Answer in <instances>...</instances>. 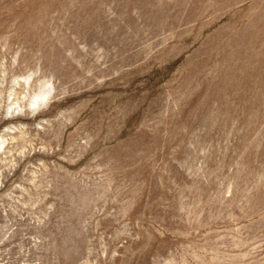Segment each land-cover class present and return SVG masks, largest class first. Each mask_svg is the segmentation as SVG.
Returning a JSON list of instances; mask_svg holds the SVG:
<instances>
[{
    "label": "rangeland",
    "instance_id": "1",
    "mask_svg": "<svg viewBox=\"0 0 264 264\" xmlns=\"http://www.w3.org/2000/svg\"><path fill=\"white\" fill-rule=\"evenodd\" d=\"M0 264H264V0H0Z\"/></svg>",
    "mask_w": 264,
    "mask_h": 264
},
{
    "label": "bare ground",
    "instance_id": "2",
    "mask_svg": "<svg viewBox=\"0 0 264 264\" xmlns=\"http://www.w3.org/2000/svg\"><path fill=\"white\" fill-rule=\"evenodd\" d=\"M44 96H45V94L42 95V97H44ZM37 99H38V98H37ZM37 99H36V101H37Z\"/></svg>",
    "mask_w": 264,
    "mask_h": 264
}]
</instances>
